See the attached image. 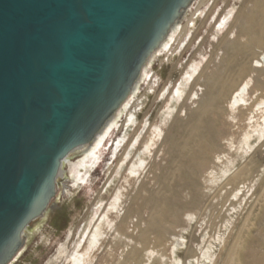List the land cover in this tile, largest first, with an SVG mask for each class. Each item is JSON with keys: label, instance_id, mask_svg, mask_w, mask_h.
Masks as SVG:
<instances>
[{"label": "rangeland", "instance_id": "obj_1", "mask_svg": "<svg viewBox=\"0 0 264 264\" xmlns=\"http://www.w3.org/2000/svg\"><path fill=\"white\" fill-rule=\"evenodd\" d=\"M252 1L207 0L202 6V0L192 1L177 27L142 70L136 89L119 110L102 144L96 148L89 146L85 152L76 151L66 160L64 180L55 205L27 231L21 249L9 264H69L68 258L76 245L97 225L100 227L99 242L88 251L85 264H222L233 243L239 245L238 254L244 253L248 260L241 258L238 264H264V260L259 263L251 258L253 255L264 257V202L261 203L264 197V136L252 132L255 127L247 128L248 123H261L264 116L257 109L259 100L264 99V68L260 69L256 59L259 51H264V44L259 50L254 49L256 57L248 61L247 72L232 90L235 93H229L221 102L223 114L215 124V128L220 129L216 145L219 150L226 147L230 153L228 159L232 163L228 175L250 157L254 163L246 185L239 186L238 198L229 205L230 196V200L222 204L220 197L214 196L217 185L208 181L207 173L191 178L187 160H182L181 174L172 173L177 156L173 150L174 139L197 118L195 109L205 93L206 87L202 84L205 85L207 75L217 65L223 69V49L218 42L232 26L234 17ZM222 19H227L228 23L223 31H216ZM186 24V35L178 46L176 39ZM191 65H198V68L190 84L188 81L185 87L183 85L176 96L173 90L180 82L184 83L183 77ZM202 67H207V71L196 81ZM252 79L260 81V85L257 82L255 85ZM245 84L243 101L233 105L234 97ZM255 100L258 101L254 103ZM245 103H252L251 111L245 109ZM235 108H240L242 113L234 112ZM237 130L239 133L232 135ZM247 130L251 132L248 147L242 142ZM117 142L120 144L114 150ZM147 144L149 148L146 149ZM138 161H142L141 169ZM207 163L208 172L212 165ZM83 243L82 249L79 248L82 253L87 246L85 239ZM205 251L209 253L208 259L203 255Z\"/></svg>", "mask_w": 264, "mask_h": 264}, {"label": "water", "instance_id": "obj_2", "mask_svg": "<svg viewBox=\"0 0 264 264\" xmlns=\"http://www.w3.org/2000/svg\"><path fill=\"white\" fill-rule=\"evenodd\" d=\"M192 1L0 0V264L55 205L61 162L117 114Z\"/></svg>", "mask_w": 264, "mask_h": 264}, {"label": "bare ground", "instance_id": "obj_3", "mask_svg": "<svg viewBox=\"0 0 264 264\" xmlns=\"http://www.w3.org/2000/svg\"><path fill=\"white\" fill-rule=\"evenodd\" d=\"M205 1H207V0H202L200 6L204 5L205 4ZM250 4L251 5H249L247 9L245 7L246 10L245 9H242V11H239V13L237 15L235 14L236 16L232 20L233 21L232 22V26H229L228 27L229 29H227V31H225L224 35L222 34L223 36L221 37V40L218 43L222 46V49H223V58H222V60L224 61L223 64H222L223 69L222 68L219 69L218 68V65H217V67L214 70H211V72L209 73V75H207L206 79L204 80L205 85L202 84V86H205L206 87L205 88V93L202 96V99L200 100L199 104L197 105V108L195 109V111L197 112V118L191 124H188L187 127L185 128V130L183 129L184 131L181 132L180 135L176 136V138L174 139V144H173L174 145L173 150H174L175 156L177 155L176 156L177 157V160H176V157H174L175 160H176V162H174L175 160L173 161V163H174L175 166H174V170H172L173 171L172 173L173 174H181V171H182V169L184 167L183 166V161L184 160H187L188 163H189V166L191 167V169L189 170V172H191L190 173L191 174V178L194 179L198 173H201V174L202 173H207V179H208V181L211 182L212 184H216L217 185V188L215 187L216 188L215 194L213 193L214 196H219L220 199H221L220 200L221 203L224 204V205H225L226 202H228L230 200V198H229L230 196L232 197L231 198L232 201L230 200L229 205H232L233 202H234L233 200H236L238 198L239 191H240L239 186L241 184H244L249 179L250 174L252 172V167H253V164H254L252 162L251 157H250V159H248V161L244 162V164H242L241 166H239L232 173H230V175H228V172L230 171V167H231V163H232V161H230L228 159L230 153L226 150V147H224L223 149L220 148L222 150H219L218 146L215 143V139H218V134H219V130H220V129L217 130L215 128V124L218 123V119H220L219 118V115L220 114H223V111L220 108L221 107L220 104H221V102L223 100L226 99V97H227V95L229 93H233V92L235 93V91L232 92V90L237 87V84L243 79L244 74L247 72V67H249L248 66V61H250V58H252V57H254L256 55V52L254 51V49L255 50H259L258 48H261L260 46L262 44H264V0H253ZM227 23H228L227 22V19H222L221 21H219L218 27L215 28L216 31H221V30L223 31V29L225 28V26L227 25ZM177 25H178V23L172 28V30H174L177 27ZM187 27H188V25L186 24V25H184V27H181V29H180L179 35H178V37L176 39L177 40V43H178V46L180 45V43L182 45V40H183L184 36L186 35ZM226 34H228V35L231 34L232 37L227 36ZM218 47H219V45H218ZM259 52L260 53L257 54V58L256 59H257V63L260 65V69H261L262 68L261 66H263V68H264V62H262L259 59V57L260 56H262V57L264 56V51L261 52V50H260ZM209 63H207V65ZM204 67H202V68H204ZM207 67L204 68L203 70L201 69L202 71L198 74L197 78L195 79L196 81H198L199 78L202 77L203 73L205 71H207ZM197 68H198V65H195V66H192L191 65L189 67V69L187 68L188 71H186V74L183 77L184 78V83L181 84V82H180L178 84V86H175L176 88H175V90H173L174 91L173 94H176V96H179V94L183 90V89L181 90L180 88H182L183 85L185 87V85L188 83V81L193 77V75L196 72ZM248 69H249L248 71H250V68H248ZM251 69H252V67H251ZM261 70H263V69H261ZM255 76L256 75H254V77ZM259 78H260V76H259ZM195 80H194V83H195ZM252 81H254V80L252 79ZM254 82H255V85H256V82L259 85L261 83L260 81H257V80L254 81ZM254 82H253V84H254ZM137 84H136V86H137ZM188 84H190V81H189ZM241 84H243V83H241ZM262 84H261V86H263ZM136 86L134 87V90L136 89ZM246 86L247 85L245 84L244 87H242L240 89V92L237 93V97L236 96L234 97L233 105H234V103H238L240 100L244 99L243 96H242V94H244V91L246 90V88H245ZM250 87L251 86H249V89H251ZM258 88H260V86H258ZM249 89H247V91ZM134 90L132 91V93L134 92ZM207 92H208V94H207ZM260 92H262V91H260ZM186 96H187V94H186ZM249 97H251V96H249ZM246 99H248V98L246 97ZM256 101H258V100H255L254 103H256ZM245 104H247V103H245ZM251 104L252 103L247 104L245 106V109L251 111ZM257 105H258V107L257 106L256 107H257V109L260 112L259 114L263 116V114H264V106H263L264 105V99L259 100V104H257ZM253 108H254V106H253ZM230 110H233V107H231ZM234 110H235L234 112H236V113H238V112H241L242 113V111H241L240 108L239 109H236L235 108ZM118 113H119V111L117 112V114L110 121H108L104 125V127L102 128V130L100 131V133L97 136H95V138H94V140H93V142H92V144L90 146H93V148H96V147H99L102 144V142L104 141L105 137L108 135L109 128L114 123V120L116 119ZM243 113H245V112H243ZM249 114H247V115H249ZM237 118H238V116H237ZM238 120L240 122L241 119L238 118ZM252 120H254V119H252ZM224 122L226 123V121H224ZM228 122H229V120H228ZM236 126H237V124H236ZM239 127H241V126H239ZM252 127H255L252 130V132H254V133L257 132L260 137H263L264 136V116L262 118V122L261 123H259V121H255V123H251V124L248 123L247 124V128L248 129L249 128H252ZM236 129H237V127H236ZM239 131L238 130L237 131H234L232 133V135L235 136L236 133L237 134L239 133ZM216 132H218V133L216 134ZM143 133H145V132H143ZM250 135H251V132L248 131V130L247 131H244V133L242 135V137H243L242 142L246 145V147L249 146L248 145V139H249V136ZM215 136H216V138H214ZM239 136H240V134H239ZM142 137H143V135H142ZM242 137L240 136V138H242ZM171 138H172V135H171ZM231 142L233 143V141H231ZM139 143H140V140H139ZM239 143H241V142H239ZM119 144H120V142H117L116 143V147L114 148V150H116V148H118L117 146ZM126 145H128V144L126 143ZM222 146H224V145H222ZM145 148L146 149L149 148V145L147 144L145 146ZM87 149H85L84 152ZM124 149H123V151H124ZM237 151L238 150H236V152ZM220 153H222L224 155L223 156H219ZM215 154H216V156L214 157ZM173 156H174V154L172 155V157ZM232 156L233 155H231V157ZM211 158H214V159L211 161ZM66 160L61 162V167H60V171L58 173V177L63 176V166H64ZM207 161L210 162L211 165H212L210 167L211 170L208 171V172H207V170H209V164L207 163ZM141 165H142V161H140V162L138 161V168L141 167ZM134 166L136 167L137 164L134 165ZM139 169H141V168H139ZM130 173H133V171H131ZM167 181L168 180L166 179V183H167ZM162 183H163V180H162ZM162 183H160V184H162ZM165 184L163 183V185H165ZM244 185H246V184H244ZM177 186H178V184H177ZM166 187H168V186H166ZM162 189H164V187ZM168 190L169 189L167 188V191ZM172 192H173V190L171 191L170 194H172ZM156 193L157 192H155L154 194L157 195ZM262 193L264 194V192H262ZM114 195H115V193H114ZM155 195L153 197L154 200H155ZM159 195H161V197H163L162 194H161V192H160ZM165 197H167V196H165ZM158 198L160 199V196ZM240 198H242V197H240ZM194 199H195V197H194ZM116 200L112 204V207L114 209H115V204L117 203ZM263 202H264V197H263L261 203L263 204ZM155 204H153V205H155ZM160 205H163V204H160ZM155 207H156V205H155ZM162 207H165V206H162ZM160 209H161V207H160ZM178 209L179 208H177V211H178ZM179 210H181V209H179ZM156 211H158L157 208H156ZM154 212H152V213H154ZM156 214H158V213H156ZM250 215L251 214L249 213L248 216L246 217V219H249ZM157 216H159V215H157ZM149 218H151V216H149ZM159 218H160V216H159ZM242 228H241V230H240V232L238 234V237L240 236V234L242 232ZM25 232H26V230H23L22 231V233H25ZM141 237H143V236H141ZM99 238H100V227L97 225L92 232H89L88 233V235L86 236V238L84 237L85 242L87 243L85 252L82 253L79 250L80 247L82 249V247L84 246V243H83V245L81 244L82 241L84 240L83 239L81 242H79L76 245V248L71 252V255L68 258L69 264H85V262L87 260V257H88V251L90 252L93 248L96 247V245L99 242ZM238 248H239V245H235V243H233L232 245H230L229 248L227 249V254H226V256H225L224 261L222 262V264H232V263H237L238 264L239 261H241L242 259L245 260V261H248L247 258L244 257V253H239L238 254V250H237ZM263 254H264V252H263ZM203 255L206 256V259L209 258L208 251H205L203 253ZM251 258H252L253 261H257L259 263L262 260H264V257L263 256L262 257L261 256L260 257H257V256H254L253 255V257H251ZM250 260L251 259H249V261ZM177 264H180V263L177 262Z\"/></svg>", "mask_w": 264, "mask_h": 264}]
</instances>
